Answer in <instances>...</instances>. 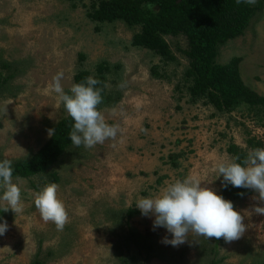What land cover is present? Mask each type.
<instances>
[{
	"label": "rangeland",
	"instance_id": "374dc122",
	"mask_svg": "<svg viewBox=\"0 0 264 264\" xmlns=\"http://www.w3.org/2000/svg\"><path fill=\"white\" fill-rule=\"evenodd\" d=\"M91 2L0 0V161L30 157L67 114L50 88L57 73L68 92L77 71L92 75L101 61L108 64L109 99L98 107L123 130L91 149L71 142L46 171L12 176L23 190L24 211L0 209V223L8 224L0 235V264H208L213 238L190 233L184 244H165L172 234L154 228L155 217L142 215L135 203L188 176L220 194L223 176L216 178L215 165L234 160L229 143L248 152L247 139L255 137L264 148V109L222 112L201 99L191 102L183 80L188 60L179 49L185 38L164 36L176 55L164 61L131 43L138 25L90 18ZM234 55L241 56L244 83L264 94V2L243 33L220 46L216 61ZM51 183L59 185L70 217L62 231L43 221L34 204V193ZM258 195L252 190L234 201L246 231L231 243L223 240L218 264L264 260V215L253 211L264 206ZM128 208L139 212L127 217Z\"/></svg>",
	"mask_w": 264,
	"mask_h": 264
},
{
	"label": "trees",
	"instance_id": "16d2710c",
	"mask_svg": "<svg viewBox=\"0 0 264 264\" xmlns=\"http://www.w3.org/2000/svg\"><path fill=\"white\" fill-rule=\"evenodd\" d=\"M263 2L257 0L255 4H237L236 0H92L87 14L98 21L119 19L130 26L138 25L139 30L132 34L131 43L155 51L164 61L176 59L164 36L182 35L186 45L179 49L188 60L183 80L189 100L195 102L201 99L222 112L238 106L253 112L264 109V94L244 83L239 71L241 56L234 55L228 61L218 62L216 55L228 39L244 32ZM106 69L108 64L101 61L92 75L88 70L77 71L73 77L74 82H85L87 77H93L102 82L97 87H103L106 85ZM2 82L0 73V84ZM102 95L101 104H104L109 99L106 87ZM73 124L68 114L61 117L53 126V134L35 153L11 161L13 176L28 177L46 171L71 143ZM247 144L252 149L263 145L255 137L248 138ZM227 151L234 160L239 157L240 161L247 154L245 149L234 142L229 143ZM49 179L56 182L57 173L50 172ZM251 192L252 189L238 188L231 184L225 187L223 183L220 195L234 203ZM138 212L136 208H128L126 216L131 217ZM223 240L213 238L212 257L208 264L219 263L221 258L217 257V251ZM32 264H42V261L35 259ZM256 264H264V260Z\"/></svg>",
	"mask_w": 264,
	"mask_h": 264
},
{
	"label": "clouds",
	"instance_id": "9594fccd",
	"mask_svg": "<svg viewBox=\"0 0 264 264\" xmlns=\"http://www.w3.org/2000/svg\"><path fill=\"white\" fill-rule=\"evenodd\" d=\"M255 4L256 0H236ZM63 73L53 77L50 86L74 124L70 139L74 146L91 149L106 140H115L122 133L119 125L110 124L99 109L103 102L102 82L87 77L85 82L75 83L65 92L61 83ZM120 87H124L122 83ZM60 105L57 104L58 108ZM53 131L49 130V135ZM216 178L223 176L224 186L252 189L259 195L256 199L264 201V148L247 152L242 161L236 157L232 161H218L215 165ZM11 161H0V209L12 210L16 216L24 211L22 188L14 183ZM215 178V179H216ZM211 182V181H210ZM29 195L33 193L29 192ZM34 204L43 221L54 223L62 231L70 222L67 206L59 196V185L51 183L34 193ZM135 206L144 216H154V228L164 227L172 238L165 237L163 243L177 247L184 244L189 234L203 236L209 240L221 239L231 243L240 239L245 231L244 215L234 207L231 200L225 199L212 188L203 186L196 176H188L167 185L159 194L139 198ZM253 211L264 215V206L257 205ZM7 221L0 223V235L6 233Z\"/></svg>",
	"mask_w": 264,
	"mask_h": 264
}]
</instances>
